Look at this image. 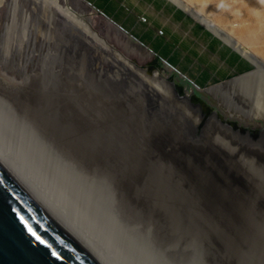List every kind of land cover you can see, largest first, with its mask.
I'll return each mask as SVG.
<instances>
[{"label":"rangeland","instance_id":"374dc122","mask_svg":"<svg viewBox=\"0 0 264 264\" xmlns=\"http://www.w3.org/2000/svg\"><path fill=\"white\" fill-rule=\"evenodd\" d=\"M60 1L94 20L99 36L117 53L86 45L64 15L52 14L41 0H1L0 77L12 85L1 79L0 107L5 122L21 139L18 141L10 127L1 130L4 138L24 150L29 143L37 154L49 157L53 169L59 168V172L63 165H58L59 160L53 163L52 155L42 145L70 162L73 167L64 164L69 171H61L62 177L53 173L52 180L61 181L60 187L66 190L74 178L80 185L67 193L75 198L85 190L91 198L86 180L87 184L108 188L116 203L111 208L113 213L120 222L139 227L138 235L149 233L154 250L181 247L183 242L182 247L185 243L191 246L188 257L195 264H264V135L240 136L215 119L203 125L205 110L197 100L184 96L193 90L226 119L260 129L264 127V68L260 69L263 83L254 82L257 75L234 90L226 82L241 74L218 81L206 80L198 72L194 73L196 81L190 82L184 73L160 62V73L166 77L159 82L168 102L162 110L151 109L145 85L123 60L135 63L140 70L152 68L146 71L150 76L158 70L159 50L138 30L127 29V14L111 16L105 8L96 7L95 0ZM120 8L115 4L111 7L113 11ZM26 19L27 26L22 22ZM45 19L50 20V26ZM120 27L121 33L117 31ZM6 29L9 34L4 35ZM256 70L254 66L251 71ZM175 84L186 87V93ZM164 125L171 132L170 143L162 134ZM186 128L190 133L202 128L204 154L180 144L182 138H189ZM8 145L16 151L11 142L4 144ZM0 152L8 155L21 175L42 192L39 180L34 178L38 175L26 174L27 170L14 160L13 151ZM25 153L29 163L35 158L30 167L40 179L50 176L46 162L35 155L32 160L27 151L18 155L25 159ZM70 174L71 178L67 176ZM75 198L74 210L85 213L81 199ZM47 202L61 215L65 211L78 234L94 244L91 235L98 234L87 233L82 222H74L71 212L63 209L64 201ZM90 210L87 213L92 218L88 219L93 224L97 215ZM96 245L99 253L112 262L105 249ZM162 259L167 264H187L168 253Z\"/></svg>","mask_w":264,"mask_h":264},{"label":"bare ground","instance_id":"6f19581e","mask_svg":"<svg viewBox=\"0 0 264 264\" xmlns=\"http://www.w3.org/2000/svg\"><path fill=\"white\" fill-rule=\"evenodd\" d=\"M41 5L44 7H47L49 9V11L52 12V14L62 13L66 17V19H68V21H66V22H69L72 24V30L76 34L80 35L88 44L96 47V50H100L101 46L104 50L105 49L111 50L110 45H108L106 43V41H104L103 38L100 37L99 34L97 33V31L95 30V27L93 25L94 20L92 21V19L89 16H86L82 13L77 12L73 7H71L69 5L62 4V2L60 0H41ZM42 13H44L43 10H42ZM22 22L25 26H27L28 19H26ZM45 22L48 26H50V20L49 19H47V20L45 19ZM204 22H206V24L210 28H212L216 34H218L222 39H224L229 45L233 46V48L235 50H238L245 58H247V60L249 62H251L255 67H257L256 71H251L252 73L248 72L249 74H245L243 76L241 75L240 77H238L236 79H229L226 82V86L228 85V86H230V89L236 90V88H238L240 86L239 83H246L250 79L254 78L257 75L258 76H257V78H255L254 82L255 83L257 82L256 84L258 85L260 78H263L260 74V72H261L260 69L264 68V60L258 58L249 49H245L241 45V43L233 40V38H231V36H229L228 33L224 32V31L222 32V30H220V29L218 30L212 24H211L212 26H210V22L206 21L205 19H204ZM7 29L4 32V35L9 34V30H7ZM117 31L120 33L122 32V30L120 28H118ZM98 45H100V46H98ZM111 51H113V53H115V54L117 53L114 50H111ZM123 61L127 65H129L131 68H133L134 71H136V75L141 79V81L145 85L147 93H149L151 96H153V98H155V100L159 101L160 103H167L168 102L167 101L168 95L165 92L166 90H165L164 86L162 85V83L159 82L160 79H164L166 76L161 74L160 70L153 72V74L149 76L145 70H140V68L135 63L132 64V62H130L128 59H125ZM166 66H167V68L170 67L171 70H177L174 66H172L169 63H166ZM181 74L184 75L183 73H181ZM1 79L5 80V83L7 86L12 85L10 82H8L5 78H2V77H0V82L3 83V81H1ZM262 80L264 81V79H262ZM262 80L260 81L261 83H263ZM253 86H255L254 83H253ZM187 94H188V91H187ZM189 94H190V92H189ZM260 94H262V93H260ZM259 107H261V106H259ZM260 109H258V107H256L255 110H260ZM2 112L3 111L1 110V107H0V149L2 151L4 150V152L7 154L10 153V150L13 151L15 154V157L12 155L14 160H16V163L20 165V168H22V169L24 168L25 170H27V171H25L26 174H28L31 177H33L34 174L38 175L36 177L34 176V178L36 180H39L37 182L39 185L42 186V192L39 189H37L33 184H31L27 180V177L24 178L21 175L20 171H18L19 167H16L14 165V163L10 160L8 155L0 152V162L4 166H6V168H8L10 170V172L18 180H20L22 185L34 196V198H36V200L38 202H40L44 206V208H46V210H48V212L60 224H62L70 233H72L75 236V238L78 240V242H80V244L87 250V252L99 264H167L165 260H163L161 257H159L150 248L149 240L147 238L143 237L144 234H142L143 236L135 234L136 229H139V227L138 228L130 227L126 223L119 221V219L116 217V215L112 211V209H114V205L116 206V203L114 202L113 204H111V201H106L103 198L102 192H104V188L101 185H97L94 182L87 184V180L85 181L86 187L88 189H91V192L88 191V193L91 194V198H92L94 204L91 201V198L89 197V195L86 194L87 193L86 190L84 191V194H80L78 192V196H76V198H75V195H73V194L70 195L67 193L70 189L76 191L77 185H80L79 183L74 182V178L70 179L71 183H69V184H71L72 186L69 185L71 187H68L67 188L68 190L67 189L64 190V189H62V187H60L61 181H53L52 180L53 173L57 172L56 174H58L60 177H62L64 175L63 174L64 172H68L69 171L68 167H67V165H64V164H68L69 166H72L70 162H65L62 158H60L56 154H53L51 149L46 148L45 145H42L43 150L46 149V152L48 150V152H50V156L52 155L51 159L53 160V163H55V160H59L60 162L58 165H60V166L63 165L62 169L59 172V170H58L59 168L57 170L53 169L54 167H52L51 162H49L47 159L49 157H47L46 155H43V154L42 155L37 154L36 148H34V151H33L31 149L33 146H31L27 140H24V141L26 143H28V147L26 146V148H25L26 150H24V149H22V147H19L18 144L14 143L10 140L5 139L4 136L2 135L4 133H1V130L6 131V128L9 129L8 127H10L12 130L11 129H9V130L14 132V128L5 122L6 118L3 117L4 114ZM263 112H264V109H263ZM24 128H25V126H24ZM14 133H15V135L17 134V136H18L17 138H19L18 141H20L21 138L19 137V133L17 131H15ZM14 133H13V135H14ZM7 141H8V143H10V142L12 143V146L14 148H16V151L12 150L10 145H8L7 147L4 146V144H6ZM37 146H39V145H37ZM17 150L19 151V153L20 152L23 153V151H27V153L31 154L30 155L31 159H32V155L33 156L35 155L39 158V160L41 162H43V163L46 162L47 166L49 167V172L51 173L50 176L45 177L46 178L45 180L40 179V175L37 174L36 170L34 168L30 167L33 164V161L36 162L35 158H33L34 160L32 159L33 161H31V163H29L28 158L26 157V153L24 154L25 159H23V158H21L22 156L20 157L18 155L19 153L17 152ZM32 170H34L33 174H32ZM61 171H64V172L61 173ZM67 176L70 177L71 174L67 175ZM68 180H69V178H68ZM67 182H69V181H67ZM54 187L58 188L60 191L57 192V189H55L56 191H54ZM81 189H82V186H81ZM82 192H83V190H82ZM39 193H40V195H39ZM105 196H107V195H105ZM44 197L46 199H44ZM74 198L75 199H81V201H82V199L84 200L82 202L79 201V203L84 205L85 210H86L85 213L83 211H79V209L74 210L73 207H77V206L72 204V201ZM48 199L51 201V203H53L52 199H54V201L55 202L57 201L58 203L59 202L61 203V201H64V203H61V204L65 205V208H63V209L65 210L67 208L69 213L71 212V218L74 222L75 221L82 222V225H81V223H79V224L81 226H83V228L85 229L86 232L88 230L92 234L97 233L98 234L97 237L94 235L92 236L90 234L92 239L94 238L93 240L95 242L93 240H91V238H90V240L92 242H94V244L90 243L82 235L80 236L78 234L77 229H75V227H74V224L65 215L66 214L65 211H64L65 214L62 213V215H61L56 209L51 208V206H50L51 204L47 202ZM67 199H68V201H67L68 204H65ZM89 209H91L90 210L91 213H93V211H94L97 215V216H95V218H97L98 221L95 220L96 222H94L93 224H91V222H90L91 219H88L89 216L90 217L92 216V215L88 216L87 212H89L88 211ZM84 214H85V218H84ZM80 219H82V221H80ZM182 243L183 242H181V247L179 245L178 246L175 245L172 247H166L165 246L164 248H162L163 254L168 253V255H170L171 258H173L175 256L181 257L182 260H184V257H187L184 261L187 264H193L191 259L188 257L189 248L192 251L191 246L189 244L185 243L184 244L185 246L182 247ZM96 244H98L99 246H101L102 248L105 249V251H106L105 253H107L108 259L110 258L113 263L111 261H110L111 263L108 262V260L99 253L98 249L96 248L97 247ZM129 259H130L131 263H130Z\"/></svg>","mask_w":264,"mask_h":264},{"label":"crops","instance_id":"0c3cea01","mask_svg":"<svg viewBox=\"0 0 264 264\" xmlns=\"http://www.w3.org/2000/svg\"><path fill=\"white\" fill-rule=\"evenodd\" d=\"M112 1V3L104 4ZM111 16L128 17L131 32L142 34L160 58L185 77L198 72L221 81L254 65L210 28L226 32L258 58H264V0H95ZM104 2V6L99 3ZM120 2V4H119ZM101 4V3H100ZM115 4L122 7L113 11ZM212 24V25H211ZM132 26V27H131Z\"/></svg>","mask_w":264,"mask_h":264},{"label":"water","instance_id":"95a60500","mask_svg":"<svg viewBox=\"0 0 264 264\" xmlns=\"http://www.w3.org/2000/svg\"><path fill=\"white\" fill-rule=\"evenodd\" d=\"M112 22L117 24L113 20ZM120 29L123 28L120 27ZM83 42L88 45L84 39ZM91 50H93V48H91ZM160 62L164 63V65L167 63L163 58L159 57V61H156L158 70L161 68ZM145 71L150 72L152 71V68L146 69ZM249 73L247 72L241 75L243 76ZM168 81H172L170 76L168 77ZM190 82L192 81L190 80ZM175 86L181 93H184L187 90L184 86L178 84H175ZM145 92L147 93L146 88ZM147 94L150 96L151 100L150 108L162 110L165 103H160L149 93ZM184 96L197 100L205 110L203 125L207 121H210V119H215L219 120L222 125L234 129L238 133L237 135L240 136L251 134L256 138H262V135H264V127L260 129H252L250 127L242 126L234 120L226 119L217 110L209 106L205 99L193 94V90L190 91V94ZM189 129L190 128H186L184 130L185 133L189 135V138L185 141L182 138L180 144L183 143L182 145L186 148L197 150L204 154L205 147L204 145H201L200 142L202 128H198L197 132L194 133H192V131L190 133ZM162 134L170 143L172 135L166 125H164ZM103 188V198L106 201H111V204H113L114 197L112 192L106 187ZM135 234L138 235L137 231ZM143 237L149 240L150 248L159 257L163 258L164 255H166L165 253L163 254L162 249L154 250V248H152L149 233L148 236L144 235ZM0 264H99L80 244V242H78L75 236L60 224L22 185L20 180H18L1 162Z\"/></svg>","mask_w":264,"mask_h":264}]
</instances>
